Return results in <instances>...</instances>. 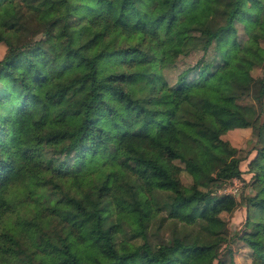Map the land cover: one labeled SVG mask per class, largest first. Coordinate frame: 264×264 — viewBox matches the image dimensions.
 I'll return each instance as SVG.
<instances>
[{
	"label": "trees",
	"instance_id": "trees-1",
	"mask_svg": "<svg viewBox=\"0 0 264 264\" xmlns=\"http://www.w3.org/2000/svg\"><path fill=\"white\" fill-rule=\"evenodd\" d=\"M1 44L0 264H223L252 127L264 264V0H0Z\"/></svg>",
	"mask_w": 264,
	"mask_h": 264
},
{
	"label": "rangeland",
	"instance_id": "rangeland-1",
	"mask_svg": "<svg viewBox=\"0 0 264 264\" xmlns=\"http://www.w3.org/2000/svg\"><path fill=\"white\" fill-rule=\"evenodd\" d=\"M41 32L27 33L23 35V40L28 39H38ZM58 50L60 53L64 52V44L60 43L58 45ZM7 53V47L5 44L0 45V59H2ZM31 55H36V52L32 50ZM199 54H193L179 63L182 67L183 63L190 64L194 63L199 59ZM254 76L259 78L263 76L262 68H256L254 71ZM240 103L244 105H252L260 109V105L255 99L254 93H246L240 98ZM257 128H239L229 131L223 136L224 139L229 140L235 147L241 149L240 155L245 159L241 164V169L243 175L241 177L234 178L232 181L224 184L218 195L231 194L234 195L240 202L239 207L231 214L223 213L224 218L227 221V231L226 237L228 239L219 254V258L223 261V264H233L235 261L237 264H251L252 262V252L248 248L244 247V241L240 239V234L243 231L251 229L249 222L257 220L259 214H257L254 207L248 206V198L251 197L255 190H252V180L253 172L251 167V161L256 157L255 148L257 145ZM250 231V230H249ZM169 233L164 229L160 237L151 235V239L156 243L162 242ZM215 264H219L216 261Z\"/></svg>",
	"mask_w": 264,
	"mask_h": 264
}]
</instances>
